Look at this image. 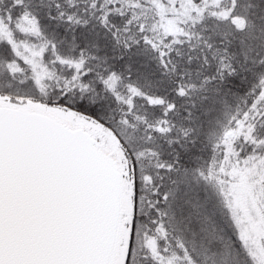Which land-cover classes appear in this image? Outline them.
<instances>
[{
    "label": "snow or ice",
    "instance_id": "obj_1",
    "mask_svg": "<svg viewBox=\"0 0 264 264\" xmlns=\"http://www.w3.org/2000/svg\"><path fill=\"white\" fill-rule=\"evenodd\" d=\"M0 264H264V0H0Z\"/></svg>",
    "mask_w": 264,
    "mask_h": 264
}]
</instances>
